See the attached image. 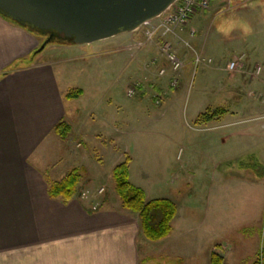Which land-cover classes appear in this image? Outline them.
<instances>
[{
  "label": "crops",
  "instance_id": "0c3cea01",
  "mask_svg": "<svg viewBox=\"0 0 264 264\" xmlns=\"http://www.w3.org/2000/svg\"><path fill=\"white\" fill-rule=\"evenodd\" d=\"M192 17L183 30L176 32L175 37H179L180 34V39L187 38L188 29L193 27L190 24ZM160 18L161 16L155 18L153 22H158ZM139 29L131 32L130 35L134 36L133 33ZM120 35L122 34L108 39H116L115 37ZM194 35H189L188 40H191L196 47L199 36ZM163 38L172 47L178 44L173 39V35L167 36L169 40ZM104 41L108 40L104 39ZM162 41H159L160 44ZM40 42L39 36L0 15V264H143L144 253L140 251L138 242L144 236L136 213L123 209L120 202L110 197L98 202V190L96 193H91L94 190L91 187H89L90 191H85V197H80L83 191L80 189L79 196L67 203L48 196L46 177L53 181L59 180L72 167L81 166L85 161L82 152L74 149L73 140L76 137H78L76 140L81 137L85 140L87 126L82 123L83 117L80 115L73 120H66L64 98L69 88L64 84L62 66L93 59L102 53H96L91 44H82L51 45L39 55H34ZM242 45L243 42L235 46L230 41L226 42L225 47L227 51H237ZM199 47L202 57L211 61V57L208 56L210 53L208 46L204 44ZM191 49L194 51V48ZM145 50L147 54L149 50H154V46H148ZM142 59L143 57H137L135 64L130 66V74L136 69H142L140 64ZM19 60H30V62L9 70ZM193 60L194 56L187 58V65L182 71L181 84L178 88H172L168 84L169 81L166 82L171 79V72L169 76L167 75L168 78L151 72L152 74H146L147 77H144L146 80L143 81L144 85L142 82L143 86L138 94L140 102L142 96L156 92L162 96L163 103L167 104L162 108L160 117L162 120L170 117L172 119L159 122L166 125L167 129H180V116L177 114L176 117L174 113L176 110L180 113L189 74L188 68ZM206 63L209 62L204 61L200 64L202 71L208 65ZM200 92L201 97L204 98L212 94L205 89ZM206 103L207 101H202L186 112L195 125L191 131L209 133L204 139L206 147L204 156L210 161V165L208 167L203 165V171L199 174V177L207 176L208 180L204 187L198 182L206 194L205 202L200 205L198 211L197 206L192 205L194 202L190 198L191 195L187 197L183 195L186 191L179 189L178 181L177 186L173 185L167 190L169 192L167 196L163 197L172 200L177 207L176 215L171 222V232L161 240L152 241L157 243L156 252H159L157 254L166 255L167 252L171 257L177 258L175 264H198L195 259L196 250L203 245L206 246L204 248L207 251V259L210 250L216 244H220L223 249L224 247L229 249L230 239L223 236V233L230 231V228L241 220L260 224L263 212L258 191L264 192V176L261 178V171L258 168L260 159L255 157V153L261 154L258 148L261 146V140L264 139L260 134L253 136L249 133L251 130L253 134L260 133V123L247 121L251 117L244 115L245 107H213ZM214 111L217 112L212 119L198 121L202 113ZM61 120L70 124L69 134L80 128L75 134L76 137L61 139L54 133L55 124ZM79 122L82 124L79 125ZM261 125L264 130V122ZM123 126L125 130L131 129L128 127L129 122ZM232 139L246 141L241 149L230 153L235 155L212 153L216 145L227 147V143ZM169 141L161 150L162 157L164 156L167 161L170 155H174L175 158L176 149L178 147L181 150V144L184 143L190 148L197 144L196 141H185L176 133H173ZM180 150L176 158H179ZM245 153L254 155L258 162L253 175L246 177L243 173L228 174L226 169L231 166L228 162L232 159H235L233 160L235 162L240 160L237 156ZM89 165L87 164V168L91 174V166L94 164ZM135 174L129 165L130 182L141 187L145 191L146 199L151 200L146 185ZM161 181L155 180L149 190H153L154 186L165 185ZM185 181L187 184L192 183L190 177ZM240 185L252 189L259 196L258 203L253 205L252 209L229 202V188ZM191 192L192 190L189 191ZM93 206L97 209L93 210ZM241 211L245 212L246 216L250 215V218L239 217L238 213L241 214ZM177 223H179L178 229L175 227ZM199 224L202 227L203 225L210 227L207 238L203 237L202 228L196 229ZM216 228H220L222 233L216 235L215 231H212ZM203 240L204 244L199 247ZM255 246L256 242L253 245V249L255 248L253 258L258 253ZM232 251L233 247L226 251L228 252L226 255L228 256ZM260 251L264 252V249Z\"/></svg>",
  "mask_w": 264,
  "mask_h": 264
},
{
  "label": "rangeland",
  "instance_id": "374dc122",
  "mask_svg": "<svg viewBox=\"0 0 264 264\" xmlns=\"http://www.w3.org/2000/svg\"><path fill=\"white\" fill-rule=\"evenodd\" d=\"M240 1L236 0L233 4L234 7L229 9H225V6L218 4L217 1L212 2L207 10L197 13L190 19V24L195 29L194 36H199L198 46L194 47L191 40H188L189 34L186 35L187 38L182 36V39L179 38L180 34L179 37L173 35V39L178 43L173 46L174 50L184 61L182 71L187 65L188 57L193 58L195 54H200L201 51L198 49L200 45L206 44L208 46L210 52L208 56L212 59L206 63L208 65L204 67V71L201 70L200 63L197 66L192 63L188 68L189 74L184 88L180 113L177 110L174 113L176 117L177 114L180 116V129H167L166 125L159 124V122L163 123L167 119H172L170 117L162 120L160 117L162 108H165L167 104L163 103L159 93L153 92L151 94L149 90L150 93L142 96L141 102L139 101V90L145 84L143 81H146L144 78L147 77L146 74L151 72L158 74L160 69H164L165 75L160 77L168 78L167 75L169 76L171 72L168 61L159 50V41L165 39L161 37L160 32L150 39L145 34L147 30L155 27L153 22L155 18L142 25L140 31H137L138 33H133L134 36L130 35L131 32H129L115 37L116 39H112L113 41L106 39L108 41L102 40L91 43L96 53H102L100 56L62 66L64 84L69 88V92L82 90L78 97L64 98L66 120H73L80 115L83 117L82 123L87 126L85 140L82 137L76 140L78 137L75 134L80 128L66 137L67 139L71 136L76 137L73 140L74 149L80 150L85 158L84 164L77 166L85 170L81 182L82 192L90 191L89 187H91L94 189L91 193H96L101 187L100 189L103 188V191L98 193V202L109 197L119 202L114 190L112 168L123 161L126 156H129L132 158V162H129L130 169L142 179L149 197L154 199L167 196L169 193L167 190L173 185L177 186L179 181V189L186 191L183 195L186 197L191 195L190 198L194 202L192 205L197 206L198 211H200V205L205 202L206 194L203 187L208 177H199V174H201L200 171H203V165L206 167L210 165V161L204 156L206 149L204 139L209 133L191 131L195 125L186 112L190 107L197 106L202 101H207L206 105L209 104L213 107H245L244 115L251 117L247 121L255 124L260 123L261 132L256 133L254 131L255 134H253L251 130L250 135L260 134L264 139V130L261 125L264 122V0H246L238 4ZM165 37L169 40L168 38L171 36ZM230 41L235 46L241 42L243 45L240 50L227 51L226 42ZM51 45L58 44H49L40 53ZM151 45L154 46L155 51L149 50L146 54L145 48ZM191 47L194 48V51ZM103 52L105 53L103 54ZM241 54L243 56L240 63L242 68L236 72L229 71L227 69L228 61ZM138 56L143 57L140 62L142 69H136L137 71L135 70L130 74V66H133ZM152 58H156L155 64H147ZM257 66L261 67L259 74L255 72ZM134 80H140L143 85L141 84L136 88L133 97H129L126 95V88ZM166 82L170 85V80H166ZM180 84L181 78H179L178 85L172 88H178ZM204 89L212 92L210 97H201L200 91ZM156 97L160 98V105H155ZM253 117L255 118L252 119ZM125 122L130 123L131 127L128 126L131 128L130 130L123 129ZM82 123L79 122V125ZM173 133L178 134L187 142L196 141L197 144L193 148L184 145V143L181 144V150L178 147L176 149L175 158L174 155H170L167 161L164 156L162 157L161 150L166 143L170 142L169 139ZM244 143H246L244 139H232L227 143V147L216 145L212 153L235 155L230 153L241 149ZM258 149H260L261 154L258 150L259 154L255 153V157L260 159L258 168L261 171V178H263L264 140H261V146ZM179 150L180 156L176 158ZM253 158L254 155L250 156L246 153L239 155L237 159L240 160L235 162L233 161L235 159H232L228 162L231 166H228L226 171L230 175L243 173L246 177H251L258 163ZM87 164H94L91 166V174L88 172ZM187 177L192 179L191 184L186 183ZM157 179L162 180L161 182L165 185L154 186L153 190L150 191L149 187ZM198 182L202 183L203 187ZM190 190H192L191 193H189ZM258 193L261 196L263 208L260 224L259 222H249V220H241L237 223L235 221L236 224L230 228V231H223V236L230 239L229 249L233 247L230 256L226 255L228 252L225 253L227 264H250L254 256L253 250L255 248L253 249V245L255 242L257 252L264 249V192L258 191ZM258 197L252 189L242 185L229 188L228 191L230 203L237 206L241 204V206L251 209L253 205L258 203ZM238 216L245 219L250 218V215L246 216L245 212L242 211L241 214L238 213ZM197 218L200 219L201 217ZM199 225L196 229L202 228L204 230L203 237L207 238L210 227ZM175 227L178 229L179 223ZM212 231H215L216 235L222 233L220 228ZM138 244L140 251L144 253L142 256L143 264H175L177 262V258L171 257L167 252L166 255H158L156 242L141 237ZM203 244L204 240L201 241L199 247ZM204 247L206 246L203 245L196 250L195 259L198 264H209V258H206L207 251ZM224 249L229 251L226 247ZM261 264H264L263 261Z\"/></svg>",
  "mask_w": 264,
  "mask_h": 264
},
{
  "label": "water",
  "instance_id": "95a60500",
  "mask_svg": "<svg viewBox=\"0 0 264 264\" xmlns=\"http://www.w3.org/2000/svg\"><path fill=\"white\" fill-rule=\"evenodd\" d=\"M176 0H0V15L46 35L40 53L54 35L74 45L137 30L162 15Z\"/></svg>",
  "mask_w": 264,
  "mask_h": 264
},
{
  "label": "trees",
  "instance_id": "16d2710c",
  "mask_svg": "<svg viewBox=\"0 0 264 264\" xmlns=\"http://www.w3.org/2000/svg\"><path fill=\"white\" fill-rule=\"evenodd\" d=\"M27 30L42 39L40 45L46 38V35L43 36L40 32L31 29ZM49 44L74 45L71 39H64L56 35L53 36ZM32 56L33 54L30 58H32ZM29 62L30 60H19L15 62L9 70L16 69L24 64H29ZM81 93V89L68 91L65 97L68 99L74 98L76 96L78 97ZM216 112L217 111L212 113L204 112L199 116L198 121L204 122L212 119L213 116L216 115ZM70 132L71 126L65 120L59 121L54 126V133L61 139H65ZM130 161L131 158L126 156L123 161L112 168L115 193L123 209L138 215L142 235L150 241L161 240L167 237L171 232V222L177 212L176 204L167 198L147 200L144 190L132 184L129 180ZM84 172L85 170L81 167H72L59 180L53 181L46 177L48 196L63 203H67L74 197L79 196ZM226 251L227 250L223 249L220 244H216L209 252V264H227L225 262ZM262 261L264 263V252L258 251L250 264H261Z\"/></svg>",
  "mask_w": 264,
  "mask_h": 264
},
{
  "label": "built area",
  "instance_id": "2783aa9c",
  "mask_svg": "<svg viewBox=\"0 0 264 264\" xmlns=\"http://www.w3.org/2000/svg\"><path fill=\"white\" fill-rule=\"evenodd\" d=\"M213 1H217L220 4H223V6H225V9H229L230 7H234L233 4L236 0H176L167 8L159 21L155 23V27L145 32L146 37L150 39L153 36L157 35L158 32H160L161 37H165L168 35L177 36L176 32L183 30L190 17L196 15L199 12L207 10ZM244 1L246 0H241L240 2H238V4H241ZM188 32L190 36H193L195 34V29L191 28L188 30ZM185 44H187V42H185ZM159 50L170 65V86L176 87L178 85L179 78H181L184 61L176 54L172 45L168 41H164L162 44H160ZM242 59V54L238 57H234L227 63V69L231 72H236L238 69H241L242 65L240 63ZM155 61L156 58H152L148 64L153 65L155 64ZM204 61L210 62L209 59H204L201 54L194 55L193 63L196 66ZM260 70L261 67L257 66L255 69L256 74H259ZM158 75H165V70L160 69ZM141 84L142 82L140 80L131 81V84H129L126 88V95L129 97H133L135 95L136 88H138ZM160 103V98L156 97L155 104L160 105ZM102 191L103 188L98 192L101 193ZM95 208L96 207L93 206V209Z\"/></svg>",
  "mask_w": 264,
  "mask_h": 264
}]
</instances>
